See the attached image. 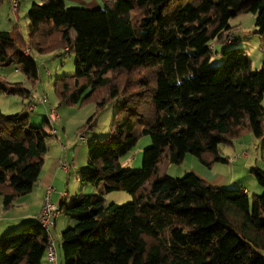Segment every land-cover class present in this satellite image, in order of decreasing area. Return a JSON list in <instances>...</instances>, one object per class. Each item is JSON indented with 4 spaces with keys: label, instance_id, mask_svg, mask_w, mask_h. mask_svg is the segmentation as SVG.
I'll return each instance as SVG.
<instances>
[{
    "label": "trees",
    "instance_id": "obj_1",
    "mask_svg": "<svg viewBox=\"0 0 264 264\" xmlns=\"http://www.w3.org/2000/svg\"><path fill=\"white\" fill-rule=\"evenodd\" d=\"M248 12L264 42V0H106L95 9L38 0L26 12L27 43L17 30L0 29V64H15L36 81L28 50L66 49L75 70L55 79L59 101L117 105L110 125L116 138L90 141L79 173L97 192L59 203L74 221L60 234L63 264H264L263 169L253 170L263 192L252 197L192 171L175 178L164 170L187 154L205 166L226 161L219 144L245 131L263 138L264 162V62L251 70L241 46L225 48L236 43L231 18ZM229 32L233 40L225 42ZM212 53L220 64L210 62ZM0 91L30 94L2 78ZM90 120L79 128L84 139ZM51 128L47 116L36 127L27 113L0 111L3 210L31 192ZM143 135L151 145L141 168H124L121 156ZM113 191L130 201L107 203ZM47 243L38 220L29 221L0 238V264H43Z\"/></svg>",
    "mask_w": 264,
    "mask_h": 264
},
{
    "label": "rangeland",
    "instance_id": "obj_2",
    "mask_svg": "<svg viewBox=\"0 0 264 264\" xmlns=\"http://www.w3.org/2000/svg\"><path fill=\"white\" fill-rule=\"evenodd\" d=\"M17 1L18 7L16 10L12 8L9 0L0 2V29L17 30L27 43L28 20L26 12L32 2H37V0ZM254 20L255 14L251 12L241 13L231 18L230 23L233 26L235 37L238 36L239 43L236 41V43L225 46V48L236 44L241 46L251 61V70L258 69L264 62V42L262 36L254 32L256 30ZM30 56L37 64L38 76L36 81L28 80L20 69L15 70V64H0V78L8 82H20L30 90L29 96L7 94L0 91V111L4 114L27 113L28 123L36 127H43L45 125V107L56 108L58 115V122L54 127L56 133L52 134V128L49 130L50 135H52L47 138V144L52 139H60L62 143L71 146L69 152H71L75 144L79 145L81 149L78 157L81 164L87 159V144L94 138H107L108 140L116 138L115 134L110 132L112 116L117 108L116 102H106L102 108L97 107L95 98L75 104L60 102L54 91V82L56 78L74 73V54L58 48L44 52L30 48ZM210 62L212 64H220L222 58L220 55L212 53ZM43 96L44 101L42 102ZM89 118H91L89 124L91 128L88 130L85 139L78 141L79 128ZM262 140L263 138H258L251 132L245 131L232 138L231 143L223 142L219 144V155L226 161H216L210 166H205L195 156L187 154L180 164L167 163L164 170L170 176L177 178L185 172L192 170L194 172L195 170L202 172V169L206 168L211 170L213 175L219 174L225 178L223 181L224 185H221V187L231 189L246 188L248 196L252 197L253 194H261L263 192V188L258 184L253 172L256 168L264 170V162L261 159L260 151ZM150 145L149 136L143 135L139 137L133 148L121 156V165L124 168H141L143 151ZM85 187L81 191L83 184L78 179H71L68 181L67 186L63 182V190L68 192L69 196L74 194L77 188L79 192L85 194L97 192L96 186L88 184ZM104 198L107 203L122 204L130 201V196L124 191H113L106 194ZM3 209L0 207V213ZM54 240L58 253L61 251L58 247L60 237L58 238L54 235Z\"/></svg>",
    "mask_w": 264,
    "mask_h": 264
},
{
    "label": "crops",
    "instance_id": "obj_3",
    "mask_svg": "<svg viewBox=\"0 0 264 264\" xmlns=\"http://www.w3.org/2000/svg\"><path fill=\"white\" fill-rule=\"evenodd\" d=\"M105 1L106 0H64L66 5L79 6L87 9L101 8ZM236 41L238 42V36L236 37ZM223 47L224 45H217L219 52ZM28 54L30 55V50H28ZM42 98H44V96ZM41 101L43 102V100ZM50 108L51 107H45V117ZM77 140L81 141L79 139ZM70 148L71 146L62 143L60 139H52L51 142L48 143L39 178L34 184L31 192L16 198L9 210H3L0 213V238L18 230L22 225L29 221L37 220L36 217L40 211L47 187L53 188L51 191V200L56 204L59 205L61 201L67 202L69 200V193L63 190V182L65 183V186H67L68 181L71 179L79 180L80 170L85 167L87 161L86 159V161L84 160V162L80 164L78 156L81 148L79 145L75 144L71 152H69ZM62 162L68 163L69 166L67 168L63 167L61 164ZM192 172L194 171L192 170ZM194 173L211 186L221 187V185H224L223 181L225 178L219 174L213 175L209 169L207 170L204 168L202 169V172L195 170ZM87 185L88 184H83V189H81V191H83ZM242 189L248 195V190L246 188ZM76 193H79L78 188L74 194ZM0 207H2L1 196ZM73 223L74 221L69 217L59 214L54 218L53 226L51 228L53 238L54 235L59 238L61 231ZM59 245L60 241L58 247ZM57 262L58 264H63L61 251L57 253ZM43 264L51 263L46 260V257H43Z\"/></svg>",
    "mask_w": 264,
    "mask_h": 264
},
{
    "label": "built area",
    "instance_id": "obj_4",
    "mask_svg": "<svg viewBox=\"0 0 264 264\" xmlns=\"http://www.w3.org/2000/svg\"><path fill=\"white\" fill-rule=\"evenodd\" d=\"M12 8L14 10L18 7V1L17 0H9ZM234 35L230 32L226 35L225 42H231L233 40ZM66 51V49H65ZM44 101V98H42ZM47 121L49 125L52 127V134L56 133V130L54 128V125L58 122V115L57 110L54 107H51L49 111L47 112ZM79 140L83 141L84 136L83 134H80L78 137ZM63 167L67 168L69 166L68 163L62 162L61 163ZM53 190L52 187H47L45 191V195L43 197V202L40 208V211L37 214L36 219L40 223L41 227L46 232V235L48 237V243L46 246V259L51 264H58L57 262V251L56 246L54 244L55 240L51 233V227L53 226L54 218H56L59 214V205L56 204L51 200V191Z\"/></svg>",
    "mask_w": 264,
    "mask_h": 264
}]
</instances>
